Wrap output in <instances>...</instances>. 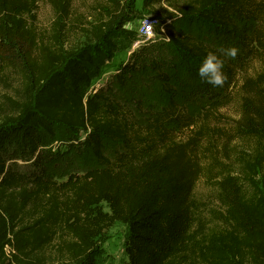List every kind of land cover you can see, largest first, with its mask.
<instances>
[{"label":"trees","instance_id":"16d2710c","mask_svg":"<svg viewBox=\"0 0 264 264\" xmlns=\"http://www.w3.org/2000/svg\"><path fill=\"white\" fill-rule=\"evenodd\" d=\"M38 1L0 0V88L16 99L0 106V264H57L36 257L54 244L71 264H95L97 243L117 222L127 228L126 264H264V0H143V9H173L157 32L175 59L151 61L163 98L142 120L82 90L115 38L135 41L124 27L139 17L133 0H97V18L82 28L89 43L74 50L63 44L77 28L69 1L49 0L50 35L33 26ZM229 47L238 52L225 57L226 83L202 82L207 53ZM252 61L263 67L250 74ZM136 65H123L118 82ZM236 88L237 120L218 137L210 121ZM57 127L85 132L93 162L62 182L42 151ZM228 148L235 157L224 164ZM203 176L215 180L212 219L194 194Z\"/></svg>","mask_w":264,"mask_h":264},{"label":"rangeland","instance_id":"374dc122","mask_svg":"<svg viewBox=\"0 0 264 264\" xmlns=\"http://www.w3.org/2000/svg\"><path fill=\"white\" fill-rule=\"evenodd\" d=\"M68 1L69 10L72 19L77 24V28L73 30L67 29V33L63 38V44L65 48L74 50L89 43V38L85 32H83L82 28H88V23L91 21L93 22L95 18H97V12L94 10L97 0ZM142 1L143 0H133L134 8L140 12L139 17L128 22L124 26L127 30L137 34L135 41H131L128 37L115 38V49L102 53L96 69L82 87L83 92L87 94L101 93L125 104L132 110L134 115L141 120L145 117V112H148L150 108L158 104L163 98L155 73L150 67L151 61L159 60L170 63L175 59V55L167 45L164 37H162L165 35V30L163 28L160 29L162 35L157 32L158 30L156 27L152 38L144 39L139 43V21L142 17L153 16L160 20V18H165L163 10H173L164 4L143 9ZM33 15L35 17L33 26L37 32L40 35H46V33L49 32L50 35L52 33L55 14L49 0H39L36 4V9L33 11ZM72 22L71 20L69 21V23ZM49 42L50 36L48 38V43ZM126 63H136L138 71L133 72L129 77H123L126 82L121 84L118 80L122 76L121 68ZM262 67L263 65L259 61H252L248 68V73L253 74ZM178 70L180 71V68ZM15 82L12 86H17ZM237 90V88L233 90L232 103L223 108L218 113L219 115L217 118L210 121V126H214L217 132H219L218 137H225L237 120L240 94ZM12 100H16L12 89L9 88L4 90L0 88L1 110H9L6 105H9ZM1 110L0 116L2 114ZM57 128L54 137L46 141L42 151L44 153L43 161L50 176L54 180L62 182L65 181L70 174L84 173L93 166V162L91 161L88 151L89 143L87 142V135L85 132L81 131L72 134L67 133L60 127ZM229 148V160H223L224 164H230V161H233L235 157L234 153L236 151L231 152ZM203 163H205V161ZM28 165L30 164L24 165V167ZM214 182L215 180L210 181L207 179V176H203L197 181L194 188L196 198L202 201V203L204 202L203 204H205L207 209L205 214L210 216V219L214 217L211 211L220 210L218 203L215 201L216 187L213 185ZM248 194H251V189L248 190ZM126 240V226L119 222L115 223L105 232L103 239L97 243L94 249L93 257L95 259V264H126ZM36 257L41 258L44 263L54 262L57 264H71L69 258L57 251V244L39 252ZM244 262L249 264L248 259H245Z\"/></svg>","mask_w":264,"mask_h":264},{"label":"clouds","instance_id":"9594fccd","mask_svg":"<svg viewBox=\"0 0 264 264\" xmlns=\"http://www.w3.org/2000/svg\"><path fill=\"white\" fill-rule=\"evenodd\" d=\"M150 28L151 25L146 26V29ZM237 52L236 47L221 48L219 54L216 51H209L197 71L200 80L213 87H222L227 81V74L224 71L225 57L235 59Z\"/></svg>","mask_w":264,"mask_h":264},{"label":"built area","instance_id":"2783aa9c","mask_svg":"<svg viewBox=\"0 0 264 264\" xmlns=\"http://www.w3.org/2000/svg\"><path fill=\"white\" fill-rule=\"evenodd\" d=\"M158 18L153 17V16H144L140 19L139 21V33H138V37H139V43H141L144 39H148V38H152L154 36V31L157 27L158 24ZM147 25H151L150 30L146 29ZM137 43V41H136ZM8 251V248H6Z\"/></svg>","mask_w":264,"mask_h":264}]
</instances>
